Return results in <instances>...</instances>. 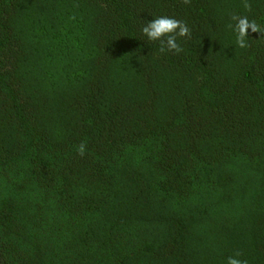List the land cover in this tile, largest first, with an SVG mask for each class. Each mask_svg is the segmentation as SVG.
<instances>
[{"label":"trees","instance_id":"obj_1","mask_svg":"<svg viewBox=\"0 0 264 264\" xmlns=\"http://www.w3.org/2000/svg\"><path fill=\"white\" fill-rule=\"evenodd\" d=\"M236 253L264 264V0H0V264Z\"/></svg>","mask_w":264,"mask_h":264},{"label":"clouds","instance_id":"obj_2","mask_svg":"<svg viewBox=\"0 0 264 264\" xmlns=\"http://www.w3.org/2000/svg\"><path fill=\"white\" fill-rule=\"evenodd\" d=\"M233 20L236 22L233 28L236 34L235 43L241 49L249 46V29L252 32H262L260 25L255 21H250L246 16H234ZM141 31L149 41L160 42L159 51L162 53L169 51H175L176 53L183 52L184 49L177 42V38L190 36L191 33V29L186 22L167 15L158 16L149 20L142 27ZM227 264H247V262L240 258L239 253H236L228 258Z\"/></svg>","mask_w":264,"mask_h":264}]
</instances>
